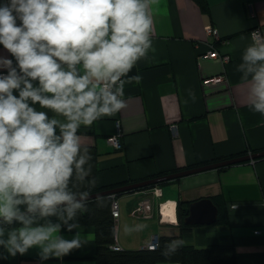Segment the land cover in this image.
I'll list each match as a JSON object with an SVG mask.
<instances>
[{"label":"crops","instance_id":"obj_1","mask_svg":"<svg viewBox=\"0 0 264 264\" xmlns=\"http://www.w3.org/2000/svg\"><path fill=\"white\" fill-rule=\"evenodd\" d=\"M153 16L152 49L128 74L139 75L141 80L126 82L127 106L80 129L99 186L125 180L136 183L151 179L148 176L153 174L160 175L152 178L159 177L264 150V117L247 107L240 74L235 71L250 43L249 35L255 28L264 31V0H156ZM209 26L217 36L207 34ZM212 48L221 57L203 56ZM0 56L14 60L2 45ZM223 56L228 57L226 62ZM218 76L223 81L204 83ZM117 129L119 149L107 141ZM155 187L160 189V197L152 194ZM143 197L150 198V219L140 217L139 200ZM202 198H209L216 207L213 198H217L225 221L180 230L177 202H189L182 206L188 208L187 217L189 205ZM117 201L120 215L114 242L123 250L145 248L154 235H180L185 244L195 247L230 238L238 264H264V158L122 193ZM160 203L167 204L165 216L175 217L176 223L160 220ZM233 204L236 207L232 209ZM138 223L147 227L131 235L124 233L125 225ZM81 230L91 235L92 242L62 258L41 260L38 248L12 257L0 247V264H95L93 229ZM75 232L62 228L61 235L71 240Z\"/></svg>","mask_w":264,"mask_h":264},{"label":"clouds","instance_id":"obj_2","mask_svg":"<svg viewBox=\"0 0 264 264\" xmlns=\"http://www.w3.org/2000/svg\"><path fill=\"white\" fill-rule=\"evenodd\" d=\"M155 3L0 4V45L14 58L0 56L6 70L0 72V247L8 255L38 248L41 260L62 258L92 242L78 222L89 192L71 187L91 173L80 129L127 106L126 82L141 80L128 74L152 49ZM249 39L235 71L247 107L264 117V31ZM146 227L125 225L123 231L131 235ZM62 228L76 230L71 240ZM183 246V239H172L162 255L170 258Z\"/></svg>","mask_w":264,"mask_h":264},{"label":"trees","instance_id":"obj_3","mask_svg":"<svg viewBox=\"0 0 264 264\" xmlns=\"http://www.w3.org/2000/svg\"><path fill=\"white\" fill-rule=\"evenodd\" d=\"M264 158V157H263ZM259 158L257 160H260ZM208 163V162H206ZM231 165L217 168L218 170L225 169ZM96 168L91 163V173L84 183H74L71 185L74 191H88L89 195L112 189L118 186L135 183V180L121 181L109 185L99 186L96 182ZM160 175L159 173L150 175L153 177ZM148 179V178H147ZM141 181L146 178L140 179ZM139 182V181H138ZM163 183V182H162ZM160 183V184H162ZM165 183V182H164ZM160 184H151L137 190L151 188ZM132 190L129 192H133ZM122 194V193H121ZM120 194L114 195L116 199ZM111 196H100L89 199L87 207L83 210V214L78 217L80 227H91L94 232L95 253L93 256L95 264H160V263H178V264H238V256L234 243L227 238L220 243L207 245L205 247H195L184 243V246L170 258H165L162 255L164 245L172 239H182L180 235H158V247L153 250L147 248L135 250L114 251L110 248L114 244V235L117 228V221L111 215V201L114 199ZM214 199V200H213ZM212 200L218 207V217L216 223L224 222L221 216V204L219 200L213 198ZM188 201L177 202V220L178 228L180 230H189L191 225L185 224L184 219L188 214L186 206ZM226 220H228L225 217Z\"/></svg>","mask_w":264,"mask_h":264},{"label":"water","instance_id":"obj_4","mask_svg":"<svg viewBox=\"0 0 264 264\" xmlns=\"http://www.w3.org/2000/svg\"><path fill=\"white\" fill-rule=\"evenodd\" d=\"M264 157V150L248 153L246 155L237 156L230 159H225L213 163H208L198 167H193L187 170L146 179L136 183L122 185L105 191H100L90 195V199L100 196H111L121 193H126L132 190H137L142 187H146L151 184H160L165 181L180 178L185 175H189L196 172H201L209 169H217L220 167L234 165L246 161H254ZM218 215V209L209 198H202L192 202L189 205V215L184 219V223L188 225H212L216 222Z\"/></svg>","mask_w":264,"mask_h":264},{"label":"built area","instance_id":"obj_5","mask_svg":"<svg viewBox=\"0 0 264 264\" xmlns=\"http://www.w3.org/2000/svg\"><path fill=\"white\" fill-rule=\"evenodd\" d=\"M6 0H0V4H3L5 3ZM19 23V21H18ZM256 30H260L258 28H255L253 31H256ZM252 31V32H253ZM206 32L208 35H213V36H217V31L212 28V27H207L206 28ZM203 56L204 57H207V58H212V59H216L218 57H221V54L215 50L214 48L212 49H208L206 50L204 53H203ZM222 59L226 62L228 57L227 56H223ZM4 72V74H6V71H2ZM220 81H223V79H221L220 76L218 77H210V78H207L205 79L204 83L205 84H216ZM118 127V125H117ZM108 141V145L111 146V147H114L115 149H119L121 147V142H120V132H119V129H117L116 133L113 134L109 139H107ZM152 194L154 196H158L160 197L161 196V191L159 188L155 187L152 189ZM114 198V196H112ZM139 207H140V217L141 219H150L152 218L153 216V213H152V206H151V202H150V198H144V199H141L139 201ZM159 213L161 212L162 213V209L163 208H166V206L162 205L160 203L159 205ZM236 205H231L230 208H235ZM110 210H111V215H112V218L114 220L117 221L118 217H119V214H120V211H119V204H118V201L117 199H113L111 201V207H110ZM160 220H161V217H160ZM158 247V236L154 235L151 237L150 241L147 243V245L145 246V248L149 249V250H153V249H156ZM110 248L114 251H120L121 250V247L118 246L115 242L113 245L110 246Z\"/></svg>","mask_w":264,"mask_h":264},{"label":"rangeland","instance_id":"obj_6","mask_svg":"<svg viewBox=\"0 0 264 264\" xmlns=\"http://www.w3.org/2000/svg\"><path fill=\"white\" fill-rule=\"evenodd\" d=\"M165 182H167V181H165ZM164 183V182H163ZM170 204V203H169ZM167 204L166 203H164V206H166ZM164 209L165 208H163L162 209V213L160 212L159 214H160V217H161V220L162 221H164V222H171V219H169V220H165V216H164ZM120 215V214H119ZM119 218V217H118ZM117 232H118V229H117Z\"/></svg>","mask_w":264,"mask_h":264},{"label":"bare ground","instance_id":"obj_7","mask_svg":"<svg viewBox=\"0 0 264 264\" xmlns=\"http://www.w3.org/2000/svg\"><path fill=\"white\" fill-rule=\"evenodd\" d=\"M164 216H165V209H164ZM165 217H167V218H170L171 219V217L169 216V215H167V216H165ZM172 221V220H171Z\"/></svg>","mask_w":264,"mask_h":264},{"label":"flooded vegetation","instance_id":"obj_8","mask_svg":"<svg viewBox=\"0 0 264 264\" xmlns=\"http://www.w3.org/2000/svg\"><path fill=\"white\" fill-rule=\"evenodd\" d=\"M144 198H147V197H143L142 199H144ZM116 199H117V198H116ZM140 200H141V199H140ZM140 200H139V201H140Z\"/></svg>","mask_w":264,"mask_h":264}]
</instances>
